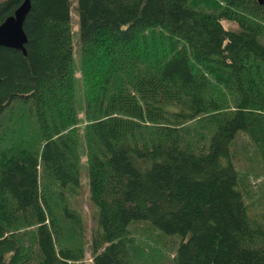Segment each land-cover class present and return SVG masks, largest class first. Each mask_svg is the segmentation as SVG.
Returning a JSON list of instances; mask_svg holds the SVG:
<instances>
[{
    "label": "trees",
    "instance_id": "16d2710c",
    "mask_svg": "<svg viewBox=\"0 0 264 264\" xmlns=\"http://www.w3.org/2000/svg\"><path fill=\"white\" fill-rule=\"evenodd\" d=\"M30 2L25 52L0 46V264H82L62 221L84 156L92 264H131L138 222L169 264H264L245 176H264V5L77 0V75L70 0Z\"/></svg>",
    "mask_w": 264,
    "mask_h": 264
},
{
    "label": "rangeland",
    "instance_id": "374dc122",
    "mask_svg": "<svg viewBox=\"0 0 264 264\" xmlns=\"http://www.w3.org/2000/svg\"><path fill=\"white\" fill-rule=\"evenodd\" d=\"M77 0H70L71 8V30H72V40L74 45V59H75V68L76 74L79 75V32H78V18L76 12ZM225 26L236 27V24L231 21H223ZM79 89H82L80 83L76 86ZM80 116L83 117V111L80 112ZM157 127L153 125H146L141 132L143 137L155 138L158 134ZM82 137V134L80 135ZM84 148L87 147L86 140L81 138ZM244 141V137L241 138V145ZM249 157V153L244 151L241 152L240 166L248 171H253L252 168L257 166H252L249 162L246 155ZM246 179L249 182V193L250 198L248 202V212L249 215L261 216L264 215V176L259 178H254L249 174L246 175ZM87 163L86 157L82 158L80 164V185L76 192L73 195H70L72 198L71 207L79 214V224L75 225L73 221L63 220L62 221V230L66 234L73 245L78 247L79 245L84 249V255L80 260L76 261L82 262V264H92V255L90 253V238L91 230L95 224V218L93 214L96 211L95 205L90 198L89 188H88V179H87ZM78 192V193H77ZM76 223V222H75ZM134 233L137 235L136 243L129 245V261L131 264H169V261L173 255L171 253L169 242V237L165 234H162L145 222H138L133 228ZM139 237V238H138ZM66 243H70L67 241ZM170 244V245H169Z\"/></svg>",
    "mask_w": 264,
    "mask_h": 264
},
{
    "label": "water",
    "instance_id": "95a60500",
    "mask_svg": "<svg viewBox=\"0 0 264 264\" xmlns=\"http://www.w3.org/2000/svg\"><path fill=\"white\" fill-rule=\"evenodd\" d=\"M264 5V0H257ZM30 0H22L13 12L0 22V46H9L25 52L26 33L23 28Z\"/></svg>",
    "mask_w": 264,
    "mask_h": 264
}]
</instances>
